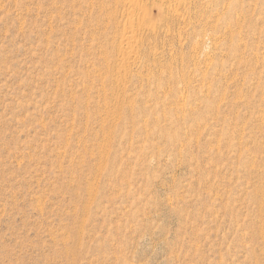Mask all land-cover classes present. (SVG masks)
<instances>
[{
  "label": "rangeland",
  "instance_id": "374dc122",
  "mask_svg": "<svg viewBox=\"0 0 264 264\" xmlns=\"http://www.w3.org/2000/svg\"><path fill=\"white\" fill-rule=\"evenodd\" d=\"M138 2L0 0V264H264V0Z\"/></svg>",
  "mask_w": 264,
  "mask_h": 264
},
{
  "label": "bare ground",
  "instance_id": "6f19581e",
  "mask_svg": "<svg viewBox=\"0 0 264 264\" xmlns=\"http://www.w3.org/2000/svg\"><path fill=\"white\" fill-rule=\"evenodd\" d=\"M128 1V0H127ZM129 2L131 3V6L132 9L129 11L130 13H132L133 11H137L138 13H141L142 15L146 14L147 12V9L144 5H140V2H138V0H129ZM163 9V8H162ZM126 23L124 25V33H123V37H122V40H121V43H125V44H131L133 43L134 41H139V39L137 40V35L136 33H134V27L135 26H140L142 25L141 21L135 17H133L132 14H129L128 18H126ZM139 29V28H138ZM137 29V30H138ZM136 31V30H135ZM179 33V32H178ZM197 43V42H196ZM199 44V43H198ZM195 46V45H194ZM120 57L122 60L124 61H128L130 59H132V56H133V53L126 49V50H120ZM137 55V54H136ZM207 59V58H206ZM179 60V59H178ZM185 60V59H184ZM122 65V64H121ZM119 67V66H118ZM123 67V66H122ZM122 69V68H121ZM126 69V68H124ZM117 71V69H116ZM121 72V71H120ZM119 72V73H120ZM170 72V71H169ZM118 73V74H119ZM125 73H126V70H125ZM182 73V72H181ZM127 74V73H126ZM205 74V73H204ZM115 76V75H114ZM113 76V77H114ZM122 76V74H121ZM118 77V76H117ZM123 78V77H122ZM113 79V78H112ZM180 81V80H179ZM187 84V83H186ZM188 89V88H187ZM206 90V89H205ZM125 92V91H124ZM188 98V97H187ZM161 102V101H160ZM190 106V105H189ZM220 106V105H219ZM201 107V106H200ZM194 108V107H193ZM214 109V108H213ZM219 112V111H218ZM210 113V112H209ZM184 117V116H183ZM159 152V151H158ZM256 158V157H255ZM264 205V204H263ZM260 207V206H259ZM261 210V209H260ZM263 231V230H262ZM263 235V234H262Z\"/></svg>",
  "mask_w": 264,
  "mask_h": 264
}]
</instances>
